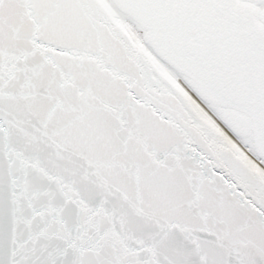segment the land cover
I'll list each match as a JSON object with an SVG mask.
<instances>
[{"label": "snow or ice", "instance_id": "6c2138e0", "mask_svg": "<svg viewBox=\"0 0 264 264\" xmlns=\"http://www.w3.org/2000/svg\"><path fill=\"white\" fill-rule=\"evenodd\" d=\"M0 264H264V0H0Z\"/></svg>", "mask_w": 264, "mask_h": 264}]
</instances>
